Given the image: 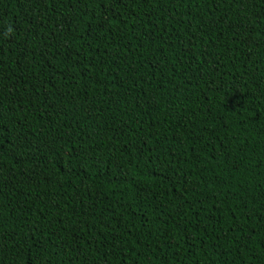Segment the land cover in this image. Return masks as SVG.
Here are the masks:
<instances>
[{
    "label": "trees",
    "instance_id": "obj_1",
    "mask_svg": "<svg viewBox=\"0 0 264 264\" xmlns=\"http://www.w3.org/2000/svg\"><path fill=\"white\" fill-rule=\"evenodd\" d=\"M0 264H264V0H0Z\"/></svg>",
    "mask_w": 264,
    "mask_h": 264
}]
</instances>
